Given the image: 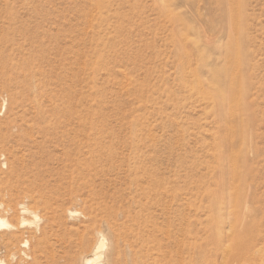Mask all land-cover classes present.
<instances>
[{
    "label": "rangeland",
    "instance_id": "374dc122",
    "mask_svg": "<svg viewBox=\"0 0 264 264\" xmlns=\"http://www.w3.org/2000/svg\"><path fill=\"white\" fill-rule=\"evenodd\" d=\"M226 101H243L233 118ZM148 172L153 216L177 224L160 237L186 223L189 264L213 262L214 237L244 248L239 230L264 249V0H0V204L16 227L0 260L31 263L28 240L54 264L70 209L124 226ZM44 230L54 246L36 250Z\"/></svg>",
    "mask_w": 264,
    "mask_h": 264
},
{
    "label": "bare ground",
    "instance_id": "6f19581e",
    "mask_svg": "<svg viewBox=\"0 0 264 264\" xmlns=\"http://www.w3.org/2000/svg\"><path fill=\"white\" fill-rule=\"evenodd\" d=\"M227 80L230 81L229 79ZM241 88L245 90L244 86H242ZM224 102L225 101H219L217 102V104L219 107L223 108V106L225 105ZM226 102V105H228L226 114L230 115L233 118V116L236 114L235 109L239 105H242L243 101ZM241 108H243V106H241ZM226 117L228 118V116ZM233 121L232 124H230L232 127H235ZM135 167L141 170L143 166L139 164ZM148 175L149 178L147 182L149 184V191H142L134 195L131 206H126L125 208L118 209L117 211L118 216L121 219L122 217L124 218V216L126 217V220L123 221L122 219V224H125L124 226L119 223V228H117L118 221H108L109 225L105 222L98 224L96 216H93L94 212L92 209L83 211H79L76 209L67 210L66 222L63 224L61 233L58 235L57 241L58 243H62L60 247L61 250L57 251L56 262L54 264H155V262L160 264H177L178 261L180 262V264H189L186 223H184V227L182 228L179 226V229H177V227H171L170 236H167L166 238L160 237V232H163L162 228H164V225L171 224L177 226V224L171 210H164L166 212L165 221L163 220L162 222H158L157 218L153 216L152 209L155 204L158 205V200L162 199L163 201V195L160 191V181L156 180L155 178L151 179V177H153L152 172H148ZM165 191L166 192L163 194H166V196H168L170 190L167 189ZM146 197L149 199V201L142 203V200ZM166 198L167 197H165L164 199ZM161 202L159 201V204ZM137 203L141 207H136L135 209V205ZM132 208L134 209L133 211L131 210ZM106 210L113 211L112 209H110V207H106ZM19 211L21 214H32L34 216L35 222L37 223L41 221L37 212L32 211L25 204L20 205ZM12 212V208L4 207L2 203L0 204V229L16 228L15 225L11 224V222H9L8 218L5 216V214H10ZM181 215L182 213L180 212V220L186 222V216L183 215L182 217ZM110 220L113 219L111 218ZM26 223L27 220L23 218L22 224L25 226ZM128 225L139 227L140 230L131 238L129 237L126 243H123L121 235L122 233H124V228L128 227ZM237 235L238 243H244V248L232 250L226 253L224 252L222 246V238H212L213 244L217 249V253L215 251V258L213 262H211V264H220L223 260L225 263L230 264H260V261L257 263V260L259 259L255 255L257 254L258 256L259 254L263 253L264 249H262L261 247L258 248V250L253 251L254 243L252 242V240L248 238L245 240L244 235L240 230L238 231ZM49 236L50 234H48L44 230L40 237H36L37 242L35 244V249L41 250L46 245L53 247L54 245L51 242ZM21 245L23 247H28L32 251V254L23 252L25 254V257L27 259H30L31 263L29 264H40V261L37 260L36 252L32 250V247H30V242L26 240L25 242H22ZM173 245L177 246L178 249L180 248V246H182L181 259H175L174 257L166 256V253ZM229 247L228 245L226 246V248ZM238 251H242L240 255H238ZM155 253H157L158 255L155 256ZM221 255L223 256V260L219 259L221 258ZM12 256L15 258L16 253H12ZM203 258H201V261L204 264L205 262ZM241 258L243 259L242 263H240ZM0 264L5 263L3 260H0ZM261 264H264L263 260H261Z\"/></svg>",
    "mask_w": 264,
    "mask_h": 264
}]
</instances>
